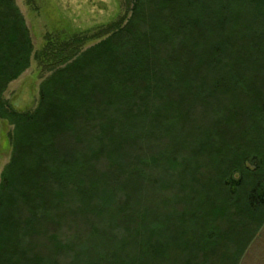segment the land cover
I'll list each match as a JSON object with an SVG mask.
<instances>
[{
  "label": "trees",
  "instance_id": "obj_1",
  "mask_svg": "<svg viewBox=\"0 0 264 264\" xmlns=\"http://www.w3.org/2000/svg\"><path fill=\"white\" fill-rule=\"evenodd\" d=\"M122 1L100 42L33 53L0 0V264H238L264 223V0ZM31 57L50 74L16 112Z\"/></svg>",
  "mask_w": 264,
  "mask_h": 264
},
{
  "label": "rangeland",
  "instance_id": "obj_2",
  "mask_svg": "<svg viewBox=\"0 0 264 264\" xmlns=\"http://www.w3.org/2000/svg\"><path fill=\"white\" fill-rule=\"evenodd\" d=\"M12 1H14L15 6L18 8L24 20L30 36L33 53L40 52L46 46H51L50 44L53 46H61V44H64L72 37L82 40V42L83 39L85 40L80 45L83 46L82 49L84 50L107 37L109 30L113 29L121 19L127 16L125 15L126 6H124L125 4L122 0ZM85 60L84 67L87 68L82 73H75L74 68L68 70L66 74L69 73L71 76H68L70 78L68 82L78 77V81L84 80V78H80L82 75L86 79L89 78L90 73L93 72L92 68L99 62V58L96 57L94 59L93 57V59L87 58ZM2 63L3 60L0 59V66L3 65ZM28 63L29 65L23 73H20L13 82L11 81L5 84L6 87L2 94V98L16 112L29 111L35 107L39 84L50 74L44 72L40 67L43 64L42 60L40 63H37L31 57ZM103 64L105 65V62H102ZM77 67L76 69H78ZM93 80L92 78L88 80L89 83H86V87L90 89V86H92L91 89H94L95 81L93 82ZM74 83L75 81L73 84L69 83L64 85L61 94L65 97L60 98V100L64 101V98L68 97V91L72 92L74 97H77L81 93V91L75 93ZM89 89L86 88V90ZM86 90L84 89L83 93L87 92ZM89 95L95 96V93L90 90ZM11 129L12 127L8 121L0 119V173L10 157L11 150L7 136ZM170 192L178 196L175 188H171ZM221 225L223 228V224ZM12 236L10 235L5 238V241H9L4 246H7L9 249L13 243L10 241V237ZM238 264H264V223L258 228L256 235L241 255Z\"/></svg>",
  "mask_w": 264,
  "mask_h": 264
}]
</instances>
